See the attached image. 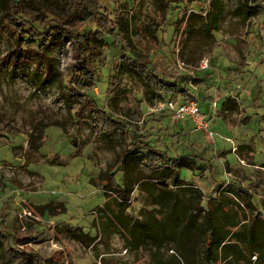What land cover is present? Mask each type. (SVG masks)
Returning a JSON list of instances; mask_svg holds the SVG:
<instances>
[{
    "label": "rangeland",
    "instance_id": "374dc122",
    "mask_svg": "<svg viewBox=\"0 0 264 264\" xmlns=\"http://www.w3.org/2000/svg\"><path fill=\"white\" fill-rule=\"evenodd\" d=\"M210 1L23 0L20 21L11 23L5 3L0 5V221L6 220L0 228L15 236L12 246L23 260L155 264L151 260L159 254L160 262L178 258L183 264L178 251L162 241L190 239V225L177 204L169 209L165 203L173 195L153 184L151 170L158 165L156 155H144L147 144L168 158L193 160L179 174L204 194V210L229 184L247 190L264 213V0L246 1L258 10L246 19L239 12L243 0H219L213 31L207 24ZM79 2L84 3L79 18L68 22L71 35L91 29L103 41L87 45L94 50L97 75L73 88L66 80L78 61L77 38L63 41L60 35L43 45L31 23L42 30ZM120 45L160 77L185 87L184 95L173 91L166 99L196 101L211 118L213 136L194 130L188 119L174 120L170 111H156L158 101L145 100L139 78L116 70L123 61ZM202 60L208 62L205 70ZM175 196L186 202L184 195ZM105 201L109 216L95 211ZM51 202L63 203L65 211L42 219L29 206ZM240 204L233 206L239 219ZM78 229L95 236L92 245L70 238L69 231ZM250 262L258 264V256ZM17 263L8 262L0 247V264Z\"/></svg>",
    "mask_w": 264,
    "mask_h": 264
},
{
    "label": "trees",
    "instance_id": "16d2710c",
    "mask_svg": "<svg viewBox=\"0 0 264 264\" xmlns=\"http://www.w3.org/2000/svg\"><path fill=\"white\" fill-rule=\"evenodd\" d=\"M246 1L247 0H243L239 6V12L244 19L258 11L257 6H249ZM218 2L219 0L210 1L213 9L212 11L209 10L211 19L207 24L211 31L217 29L218 10H220ZM2 3H5L6 6V19H8L10 23L12 21L19 22V15L25 8L23 0H0V5H3ZM83 4V2L76 4L73 11L68 16L58 17L51 20L49 23L47 22L43 25L42 30H39L31 23V30L35 34V38H37L39 42H45L43 45L55 41V38L60 35L63 41L68 39L75 40L77 38V42H79L77 44L78 54L76 53L78 61L73 66V72H71L70 77L66 80V83L72 84L73 88H75L79 80L84 81L87 79L90 82V80L97 75L93 61L91 60V54L94 50L87 45L103 41L98 31H92L91 29H86L83 33L79 31V33H77L78 37L76 38L71 35L69 29L71 24L68 22H71L72 17L79 18ZM2 13L3 9H0V14ZM22 22H29L30 24L29 19L26 18H23ZM115 33L117 32L115 31ZM24 41H26V39ZM78 47H81V55H79ZM117 49L123 61L115 67L116 70L122 73L134 74L139 78L143 86V95L146 101L164 100L166 99V94H172L173 91L178 93L176 97L184 95L183 93L187 90L185 87H182L177 82L160 77L154 72L153 67L150 66L149 63L137 60V58L131 57L123 51V45H120ZM88 51L90 53H87ZM49 58L52 59V57ZM112 85H114V81L109 84V87ZM60 87V83L57 84L58 90L60 91L61 89L63 91V87ZM111 91L117 96L121 94L115 87L112 88ZM88 96L90 98V94H88ZM227 101H230L228 97L226 99V102ZM93 102L97 105L95 101ZM100 111L106 114L109 112L105 111L102 107H100ZM112 119L118 122L117 119ZM145 149L144 155H156V159H154L156 160L155 164L158 166H155V169L151 170L152 173L156 175L153 184L157 183L164 189H168L171 186L177 189L180 196L184 195L187 205L186 221L193 227L203 244V254L198 256V260H200L201 263L251 264L250 256L257 255L258 264H264V213L259 212L255 206L252 205V197L246 190L233 188L228 184L222 189V193L218 195L217 198L213 199L214 203L208 201L207 209L204 210L201 204L204 200V194L192 183L187 185L186 182L180 178L179 174V169L181 167L192 168L193 160L186 156L168 158L164 152L155 149L154 146L149 144L145 146ZM104 175V173H101L98 177L99 180H101ZM167 180H169L168 184L166 183ZM220 186L217 187V189L220 188ZM150 187L152 186L150 185ZM178 190H180V192ZM239 202L241 203L239 207L241 219L238 218L237 213L239 212L233 207L234 205L238 206ZM32 209L38 215L48 216H57L65 211L63 203L54 202L40 207H32ZM246 209L251 211V216L245 213ZM2 229L4 228H0V247L4 253L5 259L10 263L13 262L14 259H19V263L17 264H28V262L36 264L35 260L25 259V261L22 259V256H19L20 253L12 246L13 241L15 243V236L7 232H1ZM69 236L73 241L80 242L86 247L92 245L95 239V237L90 238L80 229L69 231Z\"/></svg>",
    "mask_w": 264,
    "mask_h": 264
},
{
    "label": "crops",
    "instance_id": "0c3cea01",
    "mask_svg": "<svg viewBox=\"0 0 264 264\" xmlns=\"http://www.w3.org/2000/svg\"><path fill=\"white\" fill-rule=\"evenodd\" d=\"M227 142H230V144H232V148H235V144L233 142L232 139H227L226 140ZM252 163H258L255 161V158L252 160ZM260 164H264V162H261ZM252 181H254V178H251ZM259 189V188H258ZM243 190V189H242ZM245 190V189H244ZM165 191H167V193L169 194H172L173 196H170L169 198H172L171 200H167V202H165L166 204H168V208H172L173 206H175L176 204V207H178V211L180 213V216L181 218L184 216L186 217V212H187V205H186V202H183V199H175V194L177 193V191L175 190H170V189H166ZM247 191V190H246ZM248 192V191H247ZM250 194V193H248ZM229 196H231L230 194H228ZM251 195V194H250ZM174 197V198H173ZM251 197H253L251 195ZM168 198V199H169ZM252 201V200H251ZM104 205V206H103ZM252 205L255 206V208L259 211V212H262V208L263 206H261V208L257 207L253 201H252ZM30 208H32L33 206L29 205ZM28 206V207H29ZM25 209L24 208H21V212H23ZM111 210L112 208L109 206L108 202H104L101 206L97 207L95 209V211L99 212L100 214H105L106 216H109V214L111 213ZM19 212V214L21 213ZM98 214V215H100ZM113 214H115L113 212ZM38 215V214H37ZM116 215V214H115ZM45 216H48V215H38V217H41L42 219H44ZM40 219V218H39ZM4 221V222H3ZM5 219H3L2 217V220L0 222H3L5 224ZM6 225V224H5ZM190 225V224H189ZM107 226V225H106ZM106 226H101L100 227V230L103 229V230H106L108 229ZM57 227V226H56ZM83 232V231H82ZM84 233V232H83ZM190 234H191V238L190 239H176V240H173V239H165L162 241V244L165 245L167 243L171 244L172 247L174 248V251L176 252V250L178 251V254L180 255V258H181V262L183 264H194V261L197 260L198 261V255L200 254V238L197 236V234L195 233L193 227L190 225ZM95 237V236H94ZM137 243L135 242H132V248L135 249V246H136ZM202 244V243H201ZM141 245H138V248H140ZM159 254H156V256L154 257L153 260L151 261H154L155 264H179L178 261H180L178 258H174L173 260L170 261H167L165 262H160V255L158 256ZM162 261V260H161Z\"/></svg>",
    "mask_w": 264,
    "mask_h": 264
},
{
    "label": "built area",
    "instance_id": "2783aa9c",
    "mask_svg": "<svg viewBox=\"0 0 264 264\" xmlns=\"http://www.w3.org/2000/svg\"><path fill=\"white\" fill-rule=\"evenodd\" d=\"M200 68L205 70L208 68L207 60H202L200 63ZM217 106V102H213L211 108L215 110ZM156 111H170L171 117L174 120H184L188 119L192 122L194 130H202L206 133L209 137L213 136V132L209 130L211 118L209 114L204 113L196 101L194 100H184V101H177L176 99H164L158 101L156 107ZM23 214L26 215L27 213L23 211ZM172 252V251H170Z\"/></svg>",
    "mask_w": 264,
    "mask_h": 264
}]
</instances>
